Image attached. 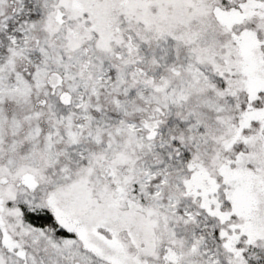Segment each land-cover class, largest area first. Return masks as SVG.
Wrapping results in <instances>:
<instances>
[{
  "label": "snow or ice",
  "instance_id": "6c2138e0",
  "mask_svg": "<svg viewBox=\"0 0 264 264\" xmlns=\"http://www.w3.org/2000/svg\"><path fill=\"white\" fill-rule=\"evenodd\" d=\"M0 264H264V0H0Z\"/></svg>",
  "mask_w": 264,
  "mask_h": 264
}]
</instances>
